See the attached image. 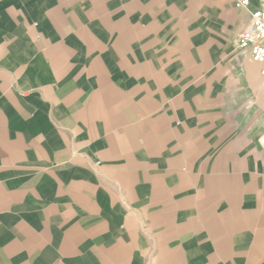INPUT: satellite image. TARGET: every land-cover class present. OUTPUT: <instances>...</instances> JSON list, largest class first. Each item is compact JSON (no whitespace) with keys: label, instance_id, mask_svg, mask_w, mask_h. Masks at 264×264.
<instances>
[{"label":"crops","instance_id":"crops-1","mask_svg":"<svg viewBox=\"0 0 264 264\" xmlns=\"http://www.w3.org/2000/svg\"><path fill=\"white\" fill-rule=\"evenodd\" d=\"M236 1L0 0V264H264Z\"/></svg>","mask_w":264,"mask_h":264},{"label":"built area","instance_id":"built-area-1","mask_svg":"<svg viewBox=\"0 0 264 264\" xmlns=\"http://www.w3.org/2000/svg\"><path fill=\"white\" fill-rule=\"evenodd\" d=\"M238 7H248L250 0H237ZM239 47L248 49L254 61L264 63V0L260 8L252 12L251 25L238 38Z\"/></svg>","mask_w":264,"mask_h":264}]
</instances>
